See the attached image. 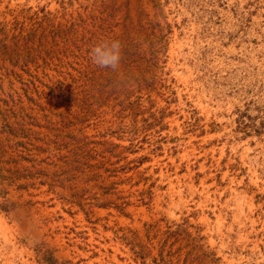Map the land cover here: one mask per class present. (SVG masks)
<instances>
[{
  "label": "rangeland",
  "instance_id": "obj_1",
  "mask_svg": "<svg viewBox=\"0 0 264 264\" xmlns=\"http://www.w3.org/2000/svg\"><path fill=\"white\" fill-rule=\"evenodd\" d=\"M105 8L116 18L99 33L111 40L130 9L139 32L124 64L145 86L131 81L91 118L92 172L27 189L0 178V264H264V0H0V103L19 93L27 108L31 83L43 90L90 63L81 34H50L41 48L25 40L36 14L50 22L34 27L52 32ZM7 137L6 176L32 165L25 153L10 163ZM168 230L176 244L162 261Z\"/></svg>",
  "mask_w": 264,
  "mask_h": 264
},
{
  "label": "trees",
  "instance_id": "obj_2",
  "mask_svg": "<svg viewBox=\"0 0 264 264\" xmlns=\"http://www.w3.org/2000/svg\"><path fill=\"white\" fill-rule=\"evenodd\" d=\"M127 12L124 33L118 37L123 48L122 71L120 70L121 68L118 71L110 68H99L89 58L87 59L90 61L89 65L83 66L80 69L72 67V71L63 72V80L59 79L52 82V85H43V90H40L39 86H36L35 83H31V86L34 87V91L32 92L37 98L26 94L25 96L29 105L27 108L21 105L24 103V100L23 96L19 93H17V99L11 95L10 100H1L0 116L2 117V125L0 126V134H7L8 144L12 143L8 147L13 149L16 157H18L17 159H12L13 161L10 163L18 165L21 160H26L21 155L22 153L32 157V160H29L32 164L29 168H24L23 170L16 169L15 171L12 169L7 170L6 173L9 174L7 176L3 175L4 169H0V178L2 180L10 181L14 184L26 181L28 184L20 185L19 188L27 189L35 187L37 181L41 179H53L54 182V179H64L63 177L69 174V172L86 175V171L82 169L83 166L90 169V172L96 168L97 165H90V163L97 160L96 155H94L97 150L94 149L97 148L95 145H98V142L88 141V137H82L87 128L91 126L95 130L100 128V121L90 125L91 118L97 117L99 109L107 107L113 97L118 98L121 97V94L130 93L131 81H135L139 89H142L146 83L145 80L142 82L140 78L135 77L134 70L129 65L124 64L125 59L123 57L125 55L132 56L131 44H129L132 36L135 32H139L128 26L127 21L130 17L129 8ZM106 13L107 16L105 18ZM36 15L33 28H30L28 34L24 36L25 40L28 42L34 41V43L38 41L41 48L50 34L57 37L59 33L60 35L61 33H65L67 36L77 33L81 34V41H84L85 46H90V49L86 51L90 54L91 49L96 44L104 40H111L99 32L103 30V26L108 18L113 20L116 18V11L108 13V9L105 8V10H99V12L91 11L88 14L85 9V14H72L64 23H59V26L52 32L48 31L49 27H34L36 24L42 26V23L46 21L50 22L48 16L39 18L38 14ZM31 20L33 21V19ZM17 24L18 20L12 23L11 31L13 35L18 31L23 35V32L26 30L24 24L21 29H18ZM5 29L6 25L3 26L0 32H3ZM121 73H123L125 79L120 77ZM46 88L49 89V92L46 91ZM29 89L30 87H28ZM52 96H56L57 102H52L54 99ZM43 98L46 99L45 104L40 102ZM133 105H135V102L130 103L129 106L132 107ZM34 113L37 116H33ZM11 120L14 122L11 123ZM35 120L44 121L46 124L35 123ZM27 126L29 128H26ZM33 127L45 129L46 131H36ZM106 134L108 135V133ZM106 134L99 133L98 136L106 138L108 137ZM40 135H44L45 137L41 139ZM92 145L95 147H91ZM4 147L3 143L0 142V159L2 158V154L6 153L3 150ZM46 183V181H40L39 184L45 185ZM50 186L53 187L54 185L50 184ZM176 235V231L168 230L163 232V237L158 241L160 260L163 261L164 252L168 248L171 239ZM174 244H176V241L169 246L170 250L173 249ZM186 246H189V244ZM138 247L144 248L141 245H138ZM154 261L156 264H159V259L155 258ZM209 262L211 264L216 263L214 259Z\"/></svg>",
  "mask_w": 264,
  "mask_h": 264
},
{
  "label": "clouds",
  "instance_id": "obj_3",
  "mask_svg": "<svg viewBox=\"0 0 264 264\" xmlns=\"http://www.w3.org/2000/svg\"><path fill=\"white\" fill-rule=\"evenodd\" d=\"M90 59L99 68H110L118 71L121 67L122 45L119 40H104L90 51Z\"/></svg>",
  "mask_w": 264,
  "mask_h": 264
}]
</instances>
